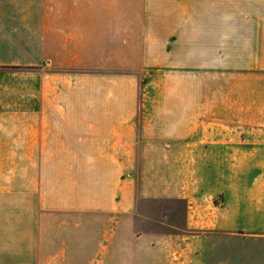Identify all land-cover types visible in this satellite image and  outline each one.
I'll return each instance as SVG.
<instances>
[{
  "label": "crops",
  "instance_id": "1",
  "mask_svg": "<svg viewBox=\"0 0 264 264\" xmlns=\"http://www.w3.org/2000/svg\"><path fill=\"white\" fill-rule=\"evenodd\" d=\"M5 25L30 30L0 62V264L101 262V218L110 249L160 199L188 264H264V0L0 2Z\"/></svg>",
  "mask_w": 264,
  "mask_h": 264
},
{
  "label": "rangeland",
  "instance_id": "2",
  "mask_svg": "<svg viewBox=\"0 0 264 264\" xmlns=\"http://www.w3.org/2000/svg\"><path fill=\"white\" fill-rule=\"evenodd\" d=\"M42 1L0 0V2L6 5L38 4ZM29 30L30 28L28 27L13 25L0 27V62L17 60L13 52L14 42H17V46L20 44L27 45ZM27 59L22 58L21 60ZM8 70L11 71L14 69L11 68ZM185 210V204L175 199L150 200L140 203L138 212L134 217L125 216L120 219L118 227L125 228L126 234H117L116 241L114 240V245L110 249L107 247L112 238L109 233H112L114 228L112 224L109 226L107 219L101 218V244L103 248L101 251V262H90L93 258V252L88 250V241L85 240V249L78 252L80 259H83L84 262H40V264H188L190 262L189 245L187 244L188 232L182 235L184 234L182 228L185 224ZM104 228L107 229L105 237ZM143 231L149 233L150 238L153 240L157 239V237L162 239V242L159 243L161 246H159L158 250H150L146 262H140V252H132L129 247H124L123 244L126 239L129 240L132 238L131 232L140 233ZM115 244L119 246L117 245L115 247ZM195 259L196 262H204L203 253L197 255ZM192 262H195V260Z\"/></svg>",
  "mask_w": 264,
  "mask_h": 264
}]
</instances>
